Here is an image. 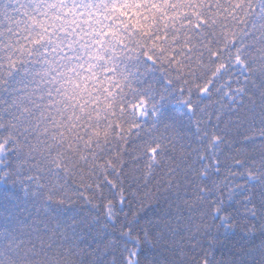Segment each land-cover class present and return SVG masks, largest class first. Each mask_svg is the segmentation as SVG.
Returning <instances> with one entry per match:
<instances>
[{"label": "trees", "instance_id": "obj_1", "mask_svg": "<svg viewBox=\"0 0 264 264\" xmlns=\"http://www.w3.org/2000/svg\"><path fill=\"white\" fill-rule=\"evenodd\" d=\"M0 264H264V0H0Z\"/></svg>", "mask_w": 264, "mask_h": 264}, {"label": "clouds", "instance_id": "obj_2", "mask_svg": "<svg viewBox=\"0 0 264 264\" xmlns=\"http://www.w3.org/2000/svg\"><path fill=\"white\" fill-rule=\"evenodd\" d=\"M140 131L142 132L143 129H141ZM136 137H137V132H136V130H133L132 139L134 140Z\"/></svg>", "mask_w": 264, "mask_h": 264}, {"label": "snow or ice", "instance_id": "obj_3", "mask_svg": "<svg viewBox=\"0 0 264 264\" xmlns=\"http://www.w3.org/2000/svg\"><path fill=\"white\" fill-rule=\"evenodd\" d=\"M125 7H131V3L125 4ZM151 151H155V150L152 149Z\"/></svg>", "mask_w": 264, "mask_h": 264}]
</instances>
